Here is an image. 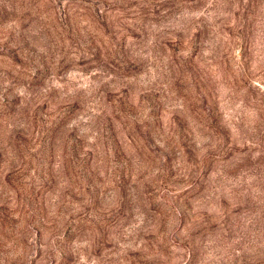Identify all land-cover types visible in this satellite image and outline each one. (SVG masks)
I'll return each mask as SVG.
<instances>
[{"label":"rangeland","instance_id":"obj_1","mask_svg":"<svg viewBox=\"0 0 264 264\" xmlns=\"http://www.w3.org/2000/svg\"><path fill=\"white\" fill-rule=\"evenodd\" d=\"M0 264H264V0H0Z\"/></svg>","mask_w":264,"mask_h":264}]
</instances>
